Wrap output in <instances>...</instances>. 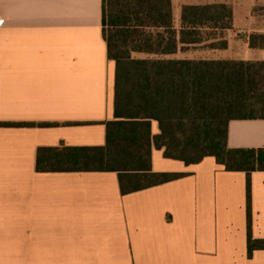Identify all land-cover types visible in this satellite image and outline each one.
Wrapping results in <instances>:
<instances>
[{
	"label": "crops",
	"instance_id": "crops-1",
	"mask_svg": "<svg viewBox=\"0 0 264 264\" xmlns=\"http://www.w3.org/2000/svg\"><path fill=\"white\" fill-rule=\"evenodd\" d=\"M199 3L171 1L174 29ZM229 4L227 48L210 59L264 61L239 38L264 34V1ZM114 73L101 0H0V124H33L0 127V264H264V172L249 176L248 228L246 174L211 157L185 166L152 148L151 172L183 177L127 195L113 172L36 168L105 145ZM226 142L264 149V120L229 122Z\"/></svg>",
	"mask_w": 264,
	"mask_h": 264
},
{
	"label": "trees",
	"instance_id": "trees-1",
	"mask_svg": "<svg viewBox=\"0 0 264 264\" xmlns=\"http://www.w3.org/2000/svg\"><path fill=\"white\" fill-rule=\"evenodd\" d=\"M171 1L101 0L102 36L115 66L114 120L105 124V145L63 148L50 163L55 168L39 160L36 168L113 172L121 194L127 195L183 177L151 172L152 148L185 166L211 157L227 172L246 174L249 228V176L264 172V149H229L227 125L234 120H264V61L170 58L194 47L225 50V32L232 26L229 0H197L199 4L181 7L176 30ZM253 12L264 16V6ZM239 38L249 49L264 51V34ZM153 122L158 127L155 135ZM251 247L249 240V253Z\"/></svg>",
	"mask_w": 264,
	"mask_h": 264
},
{
	"label": "rangeland",
	"instance_id": "rangeland-1",
	"mask_svg": "<svg viewBox=\"0 0 264 264\" xmlns=\"http://www.w3.org/2000/svg\"><path fill=\"white\" fill-rule=\"evenodd\" d=\"M215 55H219V54H215V52H211L210 50H207L204 48L194 47L184 54L179 53L178 55H176V57L177 58H207V59H210V58H214Z\"/></svg>",
	"mask_w": 264,
	"mask_h": 264
}]
</instances>
